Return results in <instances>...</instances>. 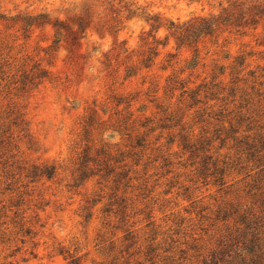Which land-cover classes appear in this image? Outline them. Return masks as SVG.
<instances>
[{"label": "rangeland", "instance_id": "rangeland-1", "mask_svg": "<svg viewBox=\"0 0 264 264\" xmlns=\"http://www.w3.org/2000/svg\"><path fill=\"white\" fill-rule=\"evenodd\" d=\"M229 1L0 0V264H264V2L162 45Z\"/></svg>", "mask_w": 264, "mask_h": 264}, {"label": "trees", "instance_id": "trees-1", "mask_svg": "<svg viewBox=\"0 0 264 264\" xmlns=\"http://www.w3.org/2000/svg\"><path fill=\"white\" fill-rule=\"evenodd\" d=\"M245 1L246 0H230L226 6H222L221 10L217 14L196 15L180 22L169 21L168 24L164 25L167 29V33L164 35L165 41H163L162 45L166 44V39L168 38V36H171L175 40L176 45H181L186 41H196L198 37L212 33L221 25H232L236 29H238V27L240 26H244L247 24L254 25L257 22L258 15L262 14V11L260 8H258L259 4L251 2L247 3ZM123 8L126 10L127 18L133 15H138L146 21L150 20L155 30L159 26L163 25L158 15L149 14L139 6L132 7L130 3H125L123 4ZM35 22L37 24H43L47 22V20L39 19L35 20ZM82 22V16L74 15L68 21L59 20L54 21L52 23V25L54 26V33L58 36L57 39H59V36H63V38H66L68 40L69 52L72 57H76L78 55L77 38L80 36L78 35V32H82L84 28V26H82ZM31 23V21H24L22 24V28L25 30L26 26L30 25ZM122 50L124 51L126 49L122 48ZM108 53L109 52L104 53L106 61H108L110 57L108 56ZM156 54L157 50H153L152 55L150 54V50H147V52L140 58V61L143 63L144 66H146L151 62L152 56ZM125 55L127 57L129 56L128 53H126ZM239 62L241 63L242 59ZM126 68H128L127 70H129L130 68H132V66L129 65ZM41 74L42 72L36 73L35 76H39ZM92 111L93 110H91L89 115L93 114ZM85 124H88V119L86 120ZM40 173L50 175L52 173V166L51 168H42L40 170ZM81 173L82 171H80L79 174Z\"/></svg>", "mask_w": 264, "mask_h": 264}]
</instances>
